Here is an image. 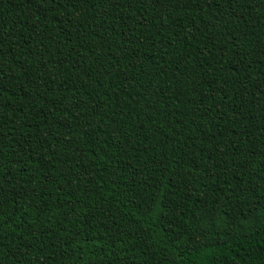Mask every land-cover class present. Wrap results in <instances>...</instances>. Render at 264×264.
<instances>
[{"label": "trees", "instance_id": "16d2710c", "mask_svg": "<svg viewBox=\"0 0 264 264\" xmlns=\"http://www.w3.org/2000/svg\"><path fill=\"white\" fill-rule=\"evenodd\" d=\"M0 264H264V0H0Z\"/></svg>", "mask_w": 264, "mask_h": 264}]
</instances>
